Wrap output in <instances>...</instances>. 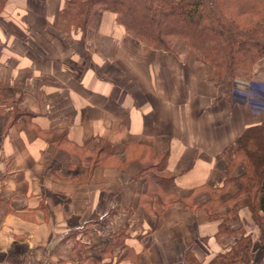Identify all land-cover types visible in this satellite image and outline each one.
I'll return each instance as SVG.
<instances>
[{
    "label": "crops",
    "instance_id": "crops-1",
    "mask_svg": "<svg viewBox=\"0 0 264 264\" xmlns=\"http://www.w3.org/2000/svg\"><path fill=\"white\" fill-rule=\"evenodd\" d=\"M64 1L0 11V264H189L186 252L210 263L235 237L217 234L197 187L220 186L218 154L264 121V57L236 78L249 93L234 92L110 11L83 33L60 22ZM248 203L216 210L246 230Z\"/></svg>",
    "mask_w": 264,
    "mask_h": 264
},
{
    "label": "trees",
    "instance_id": "trees-1",
    "mask_svg": "<svg viewBox=\"0 0 264 264\" xmlns=\"http://www.w3.org/2000/svg\"><path fill=\"white\" fill-rule=\"evenodd\" d=\"M3 3L0 0V11ZM97 9L114 13L129 35L150 48L180 54L176 44L181 43L186 56L205 63L218 83L248 80L256 62L264 57V0H65L59 21L83 33ZM217 157L224 161L220 186L197 188L208 194L201 206L210 219H221L217 234L235 240L210 263L191 252L185 253V260L189 264H251V233L242 226H229L234 212L228 209L219 214L216 207L247 197L252 223L264 244V121L244 128ZM153 176L162 185L172 180L170 175ZM234 183L236 191L221 199ZM187 200L192 205V197ZM256 264H264V258Z\"/></svg>",
    "mask_w": 264,
    "mask_h": 264
},
{
    "label": "rangeland",
    "instance_id": "rangeland-1",
    "mask_svg": "<svg viewBox=\"0 0 264 264\" xmlns=\"http://www.w3.org/2000/svg\"><path fill=\"white\" fill-rule=\"evenodd\" d=\"M176 50H178L180 53L186 54L185 47H183L181 43L176 44ZM246 231L250 232L253 236L254 241L252 244V250L254 254L251 264H256L264 258V244H262L258 239L259 228L257 225L250 223L248 226H246Z\"/></svg>",
    "mask_w": 264,
    "mask_h": 264
},
{
    "label": "built area",
    "instance_id": "built-area-1",
    "mask_svg": "<svg viewBox=\"0 0 264 264\" xmlns=\"http://www.w3.org/2000/svg\"><path fill=\"white\" fill-rule=\"evenodd\" d=\"M232 84H233V91L235 89L237 92H248L249 93V84L247 81H244L241 79H235L232 81Z\"/></svg>",
    "mask_w": 264,
    "mask_h": 264
}]
</instances>
